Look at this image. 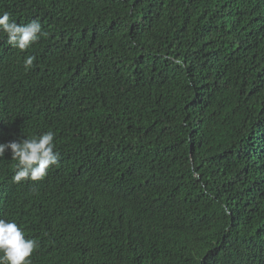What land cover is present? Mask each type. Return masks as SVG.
I'll return each mask as SVG.
<instances>
[{
	"label": "trees",
	"instance_id": "1",
	"mask_svg": "<svg viewBox=\"0 0 264 264\" xmlns=\"http://www.w3.org/2000/svg\"><path fill=\"white\" fill-rule=\"evenodd\" d=\"M0 143L54 133L0 219L31 264H264V0H0ZM35 57L25 69L24 60Z\"/></svg>",
	"mask_w": 264,
	"mask_h": 264
},
{
	"label": "clouds",
	"instance_id": "2",
	"mask_svg": "<svg viewBox=\"0 0 264 264\" xmlns=\"http://www.w3.org/2000/svg\"><path fill=\"white\" fill-rule=\"evenodd\" d=\"M0 33L7 36V43L21 51L28 49L38 41L42 26L37 20L27 24H18L10 20V13H0ZM35 57L28 56L24 60L25 69L33 66ZM54 133L49 131L31 139L0 143V158L6 151L11 152L15 164L13 181L20 183L23 180H42L52 165H56L59 154L55 150ZM37 243L33 239H26L23 230L15 221L0 219V264H31V255Z\"/></svg>",
	"mask_w": 264,
	"mask_h": 264
}]
</instances>
